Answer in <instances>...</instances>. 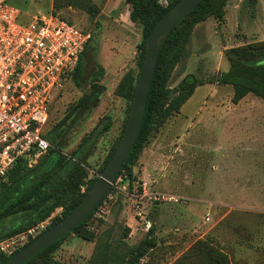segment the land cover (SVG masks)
Returning a JSON list of instances; mask_svg holds the SVG:
<instances>
[{
  "label": "rangeland",
  "instance_id": "374dc122",
  "mask_svg": "<svg viewBox=\"0 0 264 264\" xmlns=\"http://www.w3.org/2000/svg\"><path fill=\"white\" fill-rule=\"evenodd\" d=\"M13 2L24 20L54 10L90 35L86 68L93 70L95 62L104 68L105 91L84 122L71 124L75 127L68 135L74 113L68 118L64 114L87 90L67 82L50 105L43 130L53 142L67 137L63 152L68 154L99 121L108 122L86 163L88 178L97 177L129 114L131 102L117 96L116 88L126 73L139 72L136 46L141 30L129 20L124 0ZM235 2L238 8L228 9L226 33L213 28L210 18L194 27L170 75V87L188 73L207 78L226 71L229 63L223 51L218 58L222 46L264 39V2L257 8L245 0ZM199 54L210 61L199 59ZM231 97L229 85L196 87L182 111L149 137L132 166L131 183L125 174L119 175L103 209L61 240L52 258L65 264H106L110 244L123 238L138 245L151 228L149 237L156 245L137 264H211V252L225 254L229 264H264V100L251 93L237 103ZM62 211L58 207L38 228L42 231ZM11 222L1 221L0 230ZM23 232L0 242L13 240L9 250L14 251L34 237L33 232L21 239Z\"/></svg>",
  "mask_w": 264,
  "mask_h": 264
},
{
  "label": "trees",
  "instance_id": "16d2710c",
  "mask_svg": "<svg viewBox=\"0 0 264 264\" xmlns=\"http://www.w3.org/2000/svg\"><path fill=\"white\" fill-rule=\"evenodd\" d=\"M8 1L16 5L13 0ZM176 1L178 0H168V4L164 6L158 0H124L129 7V20L138 25L141 30L142 39L136 46L138 69L141 66L146 38L151 28ZM229 1L232 0H201L165 37L157 56L138 137L116 178L125 174L129 184L131 183L134 179L132 166L149 137L170 116L179 112L196 87L206 83L229 85L232 87L231 101L233 103H237L249 93L264 100V39L223 50V55L229 63V68L226 71H218L207 78L188 73L175 86L170 87L168 85L173 69L184 56L196 24L207 18L221 22L224 19L225 6ZM245 1L246 5L250 7H254L257 3V0ZM52 12L61 16L54 10ZM21 15L19 11L18 19L22 23L31 19L24 20ZM61 17L65 19L63 16ZM89 41L90 36L69 80L75 87L85 88L87 91L64 114V118H68L71 113H74V118H72L74 120L68 126V135L71 129L75 127L71 124L75 121L78 125L84 122L89 117L91 110L98 105L100 97L105 91V86L101 83L105 73L104 68L98 62H95L93 70L88 72L86 68L85 55L90 49ZM95 54L96 49L91 52L92 56ZM137 76L138 74L126 73L116 88V95L131 102ZM108 128V122L99 121L87 135L82 137L75 149L68 154L63 152V148L68 145L67 137L65 140V137L61 136L53 142L50 140L49 134L43 130V136L49 144L53 143V148H48L30 166L26 158L17 159L10 169L7 180L0 184V222L5 219L12 220L6 228L0 230V241L39 224L58 207L62 206L61 216L54 218L47 226L49 227L66 215L81 200L96 178L95 176L88 178L87 160L95 148L96 141ZM120 137L121 135L118 140ZM118 140L104 158L99 173L112 155ZM81 186L84 187L83 191L80 190ZM111 189L112 187L94 212L70 233L80 231L93 213L103 209L105 199ZM150 230L151 228L138 245H129L123 238L115 240L108 247L106 264H137L148 250L156 245L155 240L149 237ZM67 235L49 244L22 264H65L54 260L51 253ZM32 239L30 238L27 242ZM12 253L2 254L0 263ZM209 256L211 264H229L225 254L221 252H211Z\"/></svg>",
  "mask_w": 264,
  "mask_h": 264
},
{
  "label": "built area",
  "instance_id": "2783aa9c",
  "mask_svg": "<svg viewBox=\"0 0 264 264\" xmlns=\"http://www.w3.org/2000/svg\"><path fill=\"white\" fill-rule=\"evenodd\" d=\"M18 15L13 4L0 0V184L17 159L26 158L30 166L48 150L43 126L50 105L69 82L90 36L51 11L33 15L26 23ZM42 225L19 237L33 232L35 237ZM9 241L0 242V256L13 252Z\"/></svg>",
  "mask_w": 264,
  "mask_h": 264
},
{
  "label": "water",
  "instance_id": "95a60500",
  "mask_svg": "<svg viewBox=\"0 0 264 264\" xmlns=\"http://www.w3.org/2000/svg\"><path fill=\"white\" fill-rule=\"evenodd\" d=\"M201 0H178L155 22L145 42V52L138 72L129 114L115 149L81 200L58 221L0 264H22L49 244L61 239L82 223L100 204L118 172L130 155L139 134L157 56L167 34Z\"/></svg>",
  "mask_w": 264,
  "mask_h": 264
},
{
  "label": "crops",
  "instance_id": "0c3cea01",
  "mask_svg": "<svg viewBox=\"0 0 264 264\" xmlns=\"http://www.w3.org/2000/svg\"><path fill=\"white\" fill-rule=\"evenodd\" d=\"M262 2H264V0H257V3H256V8H257V6L258 5H260V3H262ZM229 7H237L238 8V6H237V2H235V0H232V1H229L227 4H226V6H225V15H224V19L221 21V22H217L216 20H214L213 18H210V19H213V20H211V22H210V24H211V26L213 27V28H216V29H219V28H221V29H223V31L226 33V29H228V27L227 26H229L228 25V23H229V21H228V18H227V15H228V9H229ZM239 10V9H238ZM257 11V10H256ZM208 19V18H207ZM203 23L205 22V20L204 21H202ZM202 22H199V23H202ZM198 24V23H197ZM196 24V25H197ZM196 27V26H195ZM194 30H195V28H194ZM220 30V29H219ZM221 31V30H220ZM194 32V31H193ZM193 32H192V35H193ZM224 33V34H225ZM191 42V41H190ZM222 46V45H221ZM226 47L227 46H222V48L220 49V56L218 57L219 58V61L222 59V51L223 50H225L226 49ZM229 48V47H228ZM201 54H199V59H202V60H204V59H206L208 62L210 61V58L209 57H207V56H200ZM210 57L211 58H214V56L213 55H210ZM192 96H193V94L189 97V99L182 105V107H181V110L180 111H182V109H183V107L191 100V98H192Z\"/></svg>",
  "mask_w": 264,
  "mask_h": 264
}]
</instances>
